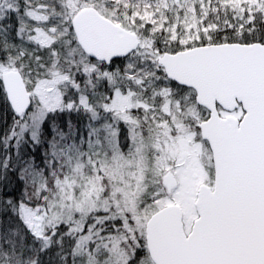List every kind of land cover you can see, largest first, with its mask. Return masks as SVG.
Segmentation results:
<instances>
[{
  "label": "snow or ice",
  "instance_id": "snow-or-ice-1",
  "mask_svg": "<svg viewBox=\"0 0 264 264\" xmlns=\"http://www.w3.org/2000/svg\"><path fill=\"white\" fill-rule=\"evenodd\" d=\"M0 264H264V0H0Z\"/></svg>",
  "mask_w": 264,
  "mask_h": 264
}]
</instances>
